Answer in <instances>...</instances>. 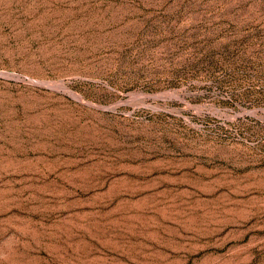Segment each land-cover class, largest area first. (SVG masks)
I'll return each mask as SVG.
<instances>
[{
	"label": "rangeland",
	"instance_id": "1",
	"mask_svg": "<svg viewBox=\"0 0 264 264\" xmlns=\"http://www.w3.org/2000/svg\"><path fill=\"white\" fill-rule=\"evenodd\" d=\"M0 264H264V0H0Z\"/></svg>",
	"mask_w": 264,
	"mask_h": 264
}]
</instances>
